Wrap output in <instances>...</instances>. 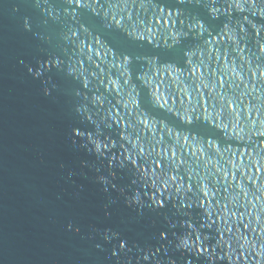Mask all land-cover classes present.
Returning <instances> with one entry per match:
<instances>
[{
	"label": "water",
	"instance_id": "water-1",
	"mask_svg": "<svg viewBox=\"0 0 264 264\" xmlns=\"http://www.w3.org/2000/svg\"><path fill=\"white\" fill-rule=\"evenodd\" d=\"M0 264H264V0H0Z\"/></svg>",
	"mask_w": 264,
	"mask_h": 264
}]
</instances>
